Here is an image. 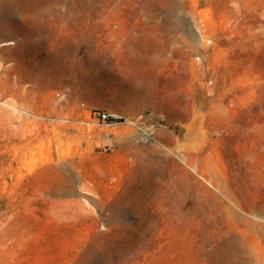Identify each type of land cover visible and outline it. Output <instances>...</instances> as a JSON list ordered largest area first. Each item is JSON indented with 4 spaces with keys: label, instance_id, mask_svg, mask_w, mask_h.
Returning <instances> with one entry per match:
<instances>
[{
    "label": "rangeland",
    "instance_id": "obj_1",
    "mask_svg": "<svg viewBox=\"0 0 264 264\" xmlns=\"http://www.w3.org/2000/svg\"><path fill=\"white\" fill-rule=\"evenodd\" d=\"M0 264H264V0H0Z\"/></svg>",
    "mask_w": 264,
    "mask_h": 264
},
{
    "label": "built area",
    "instance_id": "obj_2",
    "mask_svg": "<svg viewBox=\"0 0 264 264\" xmlns=\"http://www.w3.org/2000/svg\"><path fill=\"white\" fill-rule=\"evenodd\" d=\"M120 117L117 114L114 113H106V112H102L99 113V121L103 122L104 124L106 123H118L120 122ZM126 123H128L126 121ZM129 124H133L132 122H129ZM139 129H141L143 131V128L140 126H137ZM146 136H148V138H151V134L148 132H145Z\"/></svg>",
    "mask_w": 264,
    "mask_h": 264
}]
</instances>
